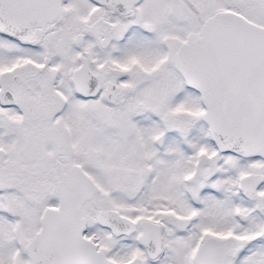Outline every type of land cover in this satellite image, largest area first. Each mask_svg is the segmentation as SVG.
I'll list each match as a JSON object with an SVG mask.
<instances>
[{
	"label": "snow or ice",
	"instance_id": "1",
	"mask_svg": "<svg viewBox=\"0 0 264 264\" xmlns=\"http://www.w3.org/2000/svg\"><path fill=\"white\" fill-rule=\"evenodd\" d=\"M0 264H264V0H0Z\"/></svg>",
	"mask_w": 264,
	"mask_h": 264
}]
</instances>
